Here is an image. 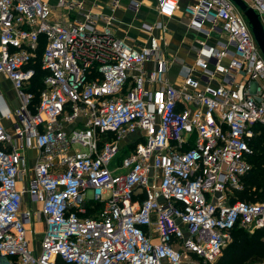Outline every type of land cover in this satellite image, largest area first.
<instances>
[{
	"label": "built area",
	"instance_id": "2783aa9c",
	"mask_svg": "<svg viewBox=\"0 0 264 264\" xmlns=\"http://www.w3.org/2000/svg\"><path fill=\"white\" fill-rule=\"evenodd\" d=\"M181 1L156 0L150 32L162 37L134 48L113 34L112 17L63 25L44 0H0V75L18 100L0 89V264H213L234 232L264 229V201L235 196L264 128V56L231 0H191L183 16L206 40L175 85L163 47ZM248 4L264 26V0ZM213 34L224 39L211 43ZM92 201L102 205L90 216ZM36 223L31 248L26 226Z\"/></svg>",
	"mask_w": 264,
	"mask_h": 264
},
{
	"label": "crops",
	"instance_id": "0c3cea01",
	"mask_svg": "<svg viewBox=\"0 0 264 264\" xmlns=\"http://www.w3.org/2000/svg\"><path fill=\"white\" fill-rule=\"evenodd\" d=\"M52 9V20L63 25H68L74 21L83 19V14L91 13L92 15L111 18L110 29L117 38L122 39L130 47H139L148 45L152 34L156 37H162V31L154 29L150 32L152 26L160 21L156 9V0H64L69 3H83V9L60 7L59 0H44ZM191 0H182L180 10L173 19L165 21L166 46L163 47L165 55L174 59L168 78L175 85L180 83L179 72L181 64H191L197 56L199 41L206 38L189 29L186 19L183 16V9L191 3ZM137 5V11L134 8ZM101 24H106V20L101 18ZM211 43L222 38L221 35L213 34ZM151 65H148L150 68ZM0 89L4 97L11 106H18V100L11 82L4 76L0 75ZM9 124L8 122H5ZM41 224V223H40Z\"/></svg>",
	"mask_w": 264,
	"mask_h": 264
},
{
	"label": "trees",
	"instance_id": "16d2710c",
	"mask_svg": "<svg viewBox=\"0 0 264 264\" xmlns=\"http://www.w3.org/2000/svg\"><path fill=\"white\" fill-rule=\"evenodd\" d=\"M43 47L44 40L42 39L38 59L34 65L36 77L31 88L36 95L35 101H38L39 90L44 88L42 79L46 75L41 69L40 61ZM250 145L254 148V154L251 157L254 169L244 177V188L236 191L235 196L237 200L256 203L264 201V128L256 129V134ZM92 205H95V209L91 208ZM101 205V203L92 201L87 214L93 216V211L100 209ZM233 236V241L228 245L230 247L227 249L226 255H223L218 260L220 264H251L252 262L264 261V229L257 230L252 235L245 231L237 230ZM226 248L224 251H226Z\"/></svg>",
	"mask_w": 264,
	"mask_h": 264
},
{
	"label": "rangeland",
	"instance_id": "374dc122",
	"mask_svg": "<svg viewBox=\"0 0 264 264\" xmlns=\"http://www.w3.org/2000/svg\"><path fill=\"white\" fill-rule=\"evenodd\" d=\"M245 1L248 3V0H245ZM37 70H38V68H37ZM261 133H262V131H261ZM135 139H136V135L135 136L126 137L124 139V141L122 143H120V145L123 144V143L132 142ZM128 152H129L128 147H125V148L121 149L120 152L118 153V155L116 156V158L114 159V161L111 163L110 168L112 169L115 165L120 164V162L123 160L124 156ZM28 154H29V167L32 168L33 165H34V162H35V153L33 151H29ZM89 195H91V194L89 193ZM34 229H35V231H33ZM42 230H43V226L40 223H36V224H32V225L28 224L26 226V236H27V239L30 241V247L31 248H33V247L39 248L40 239L42 237ZM254 233H255V231L253 233H249V234L252 235ZM229 247L230 246H228L226 248V251H224V253H222V256L226 255L227 249H229ZM182 264H204V263L201 262V261H198V260H196L194 258L192 259L189 256V257L183 259V263ZM213 264H220V263H219V261H217V262H215ZM251 264H256V262H252Z\"/></svg>",
	"mask_w": 264,
	"mask_h": 264
},
{
	"label": "water",
	"instance_id": "95a60500",
	"mask_svg": "<svg viewBox=\"0 0 264 264\" xmlns=\"http://www.w3.org/2000/svg\"><path fill=\"white\" fill-rule=\"evenodd\" d=\"M246 18L254 38L264 56V26L256 11L245 0H231Z\"/></svg>",
	"mask_w": 264,
	"mask_h": 264
}]
</instances>
